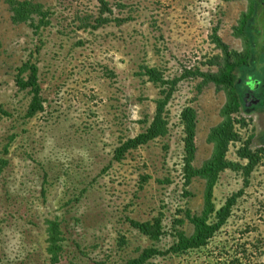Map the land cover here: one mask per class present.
Masks as SVG:
<instances>
[{"label":"rangeland","instance_id":"374dc122","mask_svg":"<svg viewBox=\"0 0 264 264\" xmlns=\"http://www.w3.org/2000/svg\"><path fill=\"white\" fill-rule=\"evenodd\" d=\"M9 1L0 0V264H52L51 224L61 240L58 264H127L149 248L166 255L146 264H264V159L248 182L243 171L220 175L215 213L237 198L204 249L170 252L175 230L192 235L187 215L201 216L207 205L206 180L184 173L186 122L193 119L192 166L200 169L227 100L194 74L217 73L210 63L244 52L237 29L249 2L104 0L110 22L95 29L100 0H28L52 13L48 25L35 16L14 23ZM259 61L261 70L254 62L237 75L254 90L249 100L264 103V54ZM149 69L162 81H151ZM36 99L42 109L31 115ZM160 104L167 134L121 153L147 134ZM234 120L240 139L227 159L245 166L244 143L254 136L251 150L264 147V104ZM156 218L158 242L129 223Z\"/></svg>","mask_w":264,"mask_h":264},{"label":"trees","instance_id":"16d2710c","mask_svg":"<svg viewBox=\"0 0 264 264\" xmlns=\"http://www.w3.org/2000/svg\"><path fill=\"white\" fill-rule=\"evenodd\" d=\"M249 2L248 12L240 20L238 34L242 37L245 50L241 53H235L234 57L225 58L222 63H210V66H218L219 70L217 73L213 72H202L199 68L194 74L196 77H200L204 80V85L214 84L216 88L222 89L226 93V103L221 110V116L223 121L213 128L208 136V141L213 145L212 157L204 163L200 169H195L192 166L194 159V153L196 151L194 145L195 137V126L193 125V119H189L186 122V134H187V147H186V159L185 169L187 181L191 177L199 176L206 180L207 192H206V209L201 216L187 215L188 220L194 225L193 234L188 236L184 231L175 230L174 238L176 239L174 245L170 248V252L176 255H181L194 250L204 249L209 242L216 236L217 233L222 229L229 217L231 216L232 207L236 202V196L230 200L227 205L215 213V206L212 202L213 190L220 178V175L227 171L232 170L235 172L243 171L245 176L248 178L251 176L256 167L264 159V147L259 148L257 152L252 151L250 146L254 140V136H251L245 143L244 146L239 150L238 155L242 160H247L248 164L243 166L239 163H233L227 159L230 145L239 141V134L236 130L234 116L240 114L243 110L245 112L254 111L259 105H263L260 99H254L255 101L249 100L251 98V92L248 88L249 84L244 80L243 75L238 77L237 72L243 67H249L254 62L259 63V57L264 54V43L261 40L263 33L260 29L259 16L262 15L261 22L264 21V0H247ZM12 6L13 22L16 24H23L33 21V16L40 18L45 24L48 25L50 22L51 12L43 11V6L40 3L32 1H19L10 0L8 2ZM103 8L100 16L96 20L95 29L103 26L110 22L108 18H104V13L111 12L107 8V2L100 0ZM49 22H45V20ZM259 27V29H258ZM33 74L30 85H35V68L32 67ZM261 70V69H260ZM156 70L149 69L148 75H151V81L161 82L162 78L156 77ZM264 77V74H261ZM19 85H23L22 89H26L29 85L23 79L18 81ZM173 85V84H172ZM254 87V86H253ZM248 88V89H247ZM255 88V87H254ZM252 88V89H254ZM171 97V90L167 93V101ZM259 98V97H258ZM164 105H159L157 108L156 116L147 130V134H140L132 140H128L127 144L120 149L121 153L137 149L141 146L147 145L150 141L156 138L163 137L167 134V122L162 119ZM42 109L41 103L38 99L33 101L32 112L36 113ZM190 111V110H188ZM187 111V112H188ZM243 125L246 126L245 122ZM242 194V193H241ZM215 213L216 221L210 222L211 215ZM179 220V223H182ZM131 227L138 230L141 234L147 236L152 241H159L163 236L162 220L156 218L153 223L151 222H137L135 220H129ZM50 229V242L52 243L50 252L53 255L52 264H58L60 262L61 246L58 245L61 240H58L57 224H51ZM166 253H162L155 248H149L143 251L140 257L131 259L127 264H146L148 261L154 259L157 256H164ZM233 264H251L248 258L244 261L235 260Z\"/></svg>","mask_w":264,"mask_h":264}]
</instances>
